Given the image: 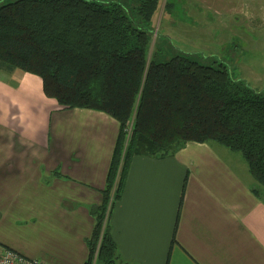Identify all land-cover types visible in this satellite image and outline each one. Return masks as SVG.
Returning <instances> with one entry per match:
<instances>
[{"label":"crops","instance_id":"0c3cea01","mask_svg":"<svg viewBox=\"0 0 264 264\" xmlns=\"http://www.w3.org/2000/svg\"><path fill=\"white\" fill-rule=\"evenodd\" d=\"M120 131L64 108L42 77L0 66V242L45 264H85ZM218 142L134 155L111 216L119 264H264V193Z\"/></svg>","mask_w":264,"mask_h":264},{"label":"trees","instance_id":"16d2710c","mask_svg":"<svg viewBox=\"0 0 264 264\" xmlns=\"http://www.w3.org/2000/svg\"><path fill=\"white\" fill-rule=\"evenodd\" d=\"M162 0H12L0 5V66L39 74L64 108L120 122L85 264H119L111 216L134 155L167 156L190 141L238 151L264 193V92L224 63L150 53ZM173 7L167 0L166 8Z\"/></svg>","mask_w":264,"mask_h":264},{"label":"rangeland","instance_id":"374dc122","mask_svg":"<svg viewBox=\"0 0 264 264\" xmlns=\"http://www.w3.org/2000/svg\"><path fill=\"white\" fill-rule=\"evenodd\" d=\"M171 1L168 10L162 0L154 15L150 53L156 60L183 51L202 64L224 63L234 77L264 92V0Z\"/></svg>","mask_w":264,"mask_h":264},{"label":"built area","instance_id":"2783aa9c","mask_svg":"<svg viewBox=\"0 0 264 264\" xmlns=\"http://www.w3.org/2000/svg\"><path fill=\"white\" fill-rule=\"evenodd\" d=\"M0 264H45L42 260L26 256L0 242ZM95 264V262L93 263Z\"/></svg>","mask_w":264,"mask_h":264}]
</instances>
